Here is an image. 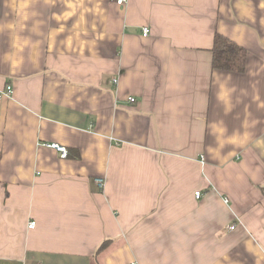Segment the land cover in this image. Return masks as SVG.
Segmentation results:
<instances>
[{"label": "crops", "instance_id": "crops-1", "mask_svg": "<svg viewBox=\"0 0 264 264\" xmlns=\"http://www.w3.org/2000/svg\"><path fill=\"white\" fill-rule=\"evenodd\" d=\"M8 85L0 264H264V0H0Z\"/></svg>", "mask_w": 264, "mask_h": 264}, {"label": "trees", "instance_id": "trees-1", "mask_svg": "<svg viewBox=\"0 0 264 264\" xmlns=\"http://www.w3.org/2000/svg\"><path fill=\"white\" fill-rule=\"evenodd\" d=\"M212 67L215 70L228 71L233 73H244L247 64V50L228 37L216 33L213 40ZM111 240L104 241L98 252L104 251Z\"/></svg>", "mask_w": 264, "mask_h": 264}, {"label": "built area", "instance_id": "built-area-1", "mask_svg": "<svg viewBox=\"0 0 264 264\" xmlns=\"http://www.w3.org/2000/svg\"><path fill=\"white\" fill-rule=\"evenodd\" d=\"M125 3V0H117V4L119 5H123ZM149 29L148 28H144L143 30V36L147 37L149 35ZM13 95V88L11 86H7L6 87V90L4 92H0V99H3V98H6V97H11ZM131 102H134L135 99L134 98H130L129 99ZM45 147H49V148H52V149H55L56 151L60 152L61 153V156L63 158H66L67 157V154H68V150L65 146L61 145V144H58V143H45L43 144ZM98 186L100 188H102L103 186V179H97L96 180ZM196 197L199 198L200 195H201V192L200 191H197L195 193ZM225 202L227 203L228 200L225 199ZM35 226V222H31L29 224V227L32 228ZM236 228V225H231L229 227L230 230H234Z\"/></svg>", "mask_w": 264, "mask_h": 264}]
</instances>
